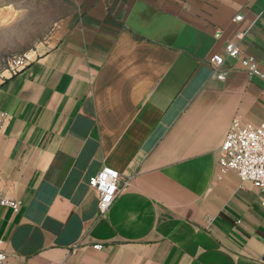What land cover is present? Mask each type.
<instances>
[{"label":"crops","instance_id":"obj_1","mask_svg":"<svg viewBox=\"0 0 264 264\" xmlns=\"http://www.w3.org/2000/svg\"><path fill=\"white\" fill-rule=\"evenodd\" d=\"M69 1L45 51L0 75L8 264H264L258 191L217 173L231 120L264 121V0ZM230 41L262 75L225 56L211 77ZM103 166L130 180L98 215Z\"/></svg>","mask_w":264,"mask_h":264},{"label":"built area","instance_id":"obj_2","mask_svg":"<svg viewBox=\"0 0 264 264\" xmlns=\"http://www.w3.org/2000/svg\"><path fill=\"white\" fill-rule=\"evenodd\" d=\"M240 18V15L234 17L235 20ZM242 34L238 32L236 35L241 37ZM225 56L235 59L247 74L262 75L255 57L242 55L237 43L230 41L224 45L222 54L213 53L208 57L211 77L218 80L225 78L226 70L222 68ZM27 60L26 55L14 60L10 73L13 74L24 68L28 64ZM6 118L7 113L2 112L0 123ZM228 171L236 172L241 188L250 187L258 191L257 203L264 210V121L253 123L239 117L231 120L217 156V173L222 175ZM129 180V177H122L117 170L109 166H103L88 178V185L96 193L98 215H103L109 209L115 197L129 184ZM0 206H7L17 211L19 201L0 197ZM93 248L100 249L102 245L97 243ZM0 264H8V254L1 238ZM59 264H67V262L61 261Z\"/></svg>","mask_w":264,"mask_h":264},{"label":"rangeland","instance_id":"obj_3","mask_svg":"<svg viewBox=\"0 0 264 264\" xmlns=\"http://www.w3.org/2000/svg\"><path fill=\"white\" fill-rule=\"evenodd\" d=\"M74 11L69 0H0V75L17 58L26 55L29 63L45 51Z\"/></svg>","mask_w":264,"mask_h":264}]
</instances>
